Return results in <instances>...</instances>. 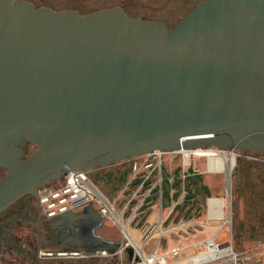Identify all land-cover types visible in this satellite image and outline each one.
<instances>
[{
	"label": "water",
	"instance_id": "1",
	"mask_svg": "<svg viewBox=\"0 0 264 264\" xmlns=\"http://www.w3.org/2000/svg\"><path fill=\"white\" fill-rule=\"evenodd\" d=\"M195 147L264 153V0H202L171 28L0 0V213L70 171ZM103 222L84 207L50 229L113 251Z\"/></svg>",
	"mask_w": 264,
	"mask_h": 264
},
{
	"label": "rangeland",
	"instance_id": "2",
	"mask_svg": "<svg viewBox=\"0 0 264 264\" xmlns=\"http://www.w3.org/2000/svg\"><path fill=\"white\" fill-rule=\"evenodd\" d=\"M28 1L34 7H48L54 11L72 10L80 15L120 7L129 17L159 21L171 28L202 0ZM32 150L33 146H29L26 155ZM239 152V150H235V153ZM261 156L264 157V154ZM168 160L166 159L165 162ZM180 160V157H176L173 159V163ZM4 173L5 171L0 170V177ZM219 174H221L223 183L220 198L226 203L225 219L207 220L204 211H202L195 213L197 220L178 226L180 233L185 237H180L181 241L173 244V248H180V254L176 257H168V264H191L188 258L204 251V241L202 242V240L211 237L220 244V247L229 246L236 258L233 255L200 264H264V162L236 157L230 171L229 184L226 173L220 171ZM121 203L120 198L114 205L118 217L121 213L119 211ZM92 209L98 212L97 208L92 207ZM169 217H174V213L171 212ZM37 219V208L34 200L32 201L29 196L19 199L0 213V264H116L120 262L119 260H122V264H130L123 255L117 258H97L86 261L39 260L35 257L37 243H44L50 247L56 246V235L54 231L50 230L47 222L40 218ZM124 223L126 230L130 232V224L127 221ZM164 226L167 227V224ZM205 231L209 233V237L205 236ZM96 232L103 238L108 237L106 239L114 240L119 244L124 245L128 242L117 224L108 216L104 218L102 226ZM196 233L201 236L200 240L193 241L191 237ZM131 237L137 243L138 237L136 239L133 235ZM161 244L166 250L172 248V243L167 239Z\"/></svg>",
	"mask_w": 264,
	"mask_h": 264
},
{
	"label": "built area",
	"instance_id": "3",
	"mask_svg": "<svg viewBox=\"0 0 264 264\" xmlns=\"http://www.w3.org/2000/svg\"><path fill=\"white\" fill-rule=\"evenodd\" d=\"M207 150L210 151V153L216 158L233 155L234 159L236 157H241L243 160L264 162V157L261 156L264 153L251 152L247 150H239V153H235V150L220 149L216 147H195L187 150H154L143 155L132 157L135 159L131 165V170L133 172L132 180L137 178L138 182L122 201L119 209L121 212L119 217L115 212L114 206L117 200H110L102 190L97 188V186L90 181L89 174L92 169L70 171L60 179L46 184L38 189L37 208L39 217L41 220L49 223L59 218L66 212H77L84 207H94L95 209L97 208L103 218L108 216V218L113 222H115L114 216H117L121 227L117 226L120 228L122 235L127 238L124 230V227L126 228L124 222L127 221V223H129L136 217L143 204H145L146 197L155 188H159V192L161 191L163 180L162 167L164 166L165 160H173L176 157H180L182 164L188 165L192 156H200L208 159V156L205 153ZM220 171L222 170L217 172ZM172 210V207H169L165 212H163L160 207L156 222L147 225L142 230L140 240L143 243H145L154 233L159 234V236H163L167 233V227L163 226V223L167 220L168 215L172 212ZM205 213L207 220L214 219L213 215L210 214L211 208L209 200L206 203ZM157 226L160 228L157 229ZM205 241L211 242L212 245L216 247L220 246V244L212 237L206 239ZM137 243L138 246L140 245V249H137L134 245L130 244L134 250L133 258L131 260L128 259L125 252V246L129 245V242L124 245L114 242L113 251H110L107 248L87 250L82 247H72L58 244L50 247L43 244L36 247L35 257L39 260L47 261H86L97 258H117L123 255L127 258L130 264H168V257H176L180 254V248H171L165 253H159L156 250L145 253L142 249L141 243ZM134 257H137L138 260H134ZM234 258H236V255H234ZM119 261L120 262L116 264H122V260Z\"/></svg>",
	"mask_w": 264,
	"mask_h": 264
},
{
	"label": "crops",
	"instance_id": "4",
	"mask_svg": "<svg viewBox=\"0 0 264 264\" xmlns=\"http://www.w3.org/2000/svg\"><path fill=\"white\" fill-rule=\"evenodd\" d=\"M134 160V158H126L109 166L96 167L89 174L90 181L102 190L108 198L110 197V200L121 198V201H123L138 182L137 178L132 180L131 165ZM162 172L161 191L159 192V188H155L146 197L145 204H143L136 217L129 222L130 234L135 239L138 237L137 242L141 243L145 253L152 250L159 253L169 251L161 243L167 239L172 243L173 248L175 242L181 241L180 237H185L180 233L178 226L197 220L195 213H201L202 211L205 213L208 200L212 198L221 199L223 185L221 174L209 168L208 159L205 157L192 156L188 165H183L181 160L174 163L173 160H168V162H164ZM160 207L163 211H166L169 207L173 209L174 217L167 218L163 223V226L167 224L168 231L163 236L154 233L143 243L140 240L142 230L147 225L156 222ZM204 234L207 236L209 233L205 231ZM100 236L102 235L100 234ZM199 237L201 236L196 233L193 234L191 239L198 241L200 240Z\"/></svg>",
	"mask_w": 264,
	"mask_h": 264
},
{
	"label": "bare ground",
	"instance_id": "5",
	"mask_svg": "<svg viewBox=\"0 0 264 264\" xmlns=\"http://www.w3.org/2000/svg\"><path fill=\"white\" fill-rule=\"evenodd\" d=\"M199 151V150H198ZM208 156V164H209V168L211 170H222L226 173V175L228 176V184H229V178H230V171L234 166V156L230 155V156H223V157H214L210 151H206L205 152ZM187 161V159H186ZM210 161V163H209ZM209 204H210V208H211V215H213L214 219H225L224 217V207L226 205V203L221 200V199H217V198H212L209 200ZM115 222L116 224L121 227V224L118 220L117 216H114ZM125 230V234L127 236L128 242L129 244L134 245L137 249H140V245L138 246V243H135L134 240H132L133 238L131 237L132 235L130 234V232H128L126 230V228L124 227ZM132 239H131V238ZM204 247L205 250L201 251L199 253H197L196 255L188 258V261L191 262V264H200L202 262L205 261H211V260H215V259H219V258H226V257H232L234 254L231 252V248L229 246H225V247H216L214 245H212L211 242H206L204 241ZM193 260V261H192Z\"/></svg>",
	"mask_w": 264,
	"mask_h": 264
},
{
	"label": "flooded vegetation",
	"instance_id": "6",
	"mask_svg": "<svg viewBox=\"0 0 264 264\" xmlns=\"http://www.w3.org/2000/svg\"><path fill=\"white\" fill-rule=\"evenodd\" d=\"M166 26V25H165ZM166 28H168L167 26H166ZM29 146H31L30 144H28V143H26V144H24L23 146H22V149H23V151H24V153H26L27 152V148L29 147ZM1 170V169H0ZM37 218L39 219L40 217H39V213H38V215H37ZM52 222H49L48 224H49V226H50V224H51ZM51 230V229H50ZM52 231V230H51ZM45 242H47V241H45ZM44 243H40V242H38L37 243V246H40V245H43ZM36 246V247H37ZM36 249V248H35Z\"/></svg>",
	"mask_w": 264,
	"mask_h": 264
},
{
	"label": "trees",
	"instance_id": "7",
	"mask_svg": "<svg viewBox=\"0 0 264 264\" xmlns=\"http://www.w3.org/2000/svg\"><path fill=\"white\" fill-rule=\"evenodd\" d=\"M29 198H31L30 196H29ZM31 200L33 201V199L31 198Z\"/></svg>",
	"mask_w": 264,
	"mask_h": 264
}]
</instances>
